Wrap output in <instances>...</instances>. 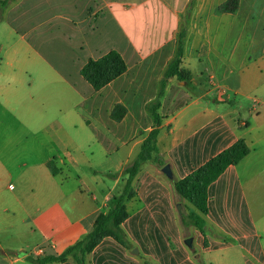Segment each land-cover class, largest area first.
<instances>
[{"label":"crops","instance_id":"crops-1","mask_svg":"<svg viewBox=\"0 0 264 264\" xmlns=\"http://www.w3.org/2000/svg\"><path fill=\"white\" fill-rule=\"evenodd\" d=\"M189 1L14 6L24 30L22 56L7 57V71L0 72V264L61 254L120 194L121 173L139 150L136 136L153 128L145 106L174 55ZM228 1L194 0L181 64L197 94L172 80L161 100L157 146L172 179L142 163L121 224L132 249L107 237L87 264H264V0L220 10ZM110 51L126 71L95 91L80 70ZM116 106L125 110L119 120L112 118ZM238 140L249 153L208 186L205 235L182 227L176 206L187 213L189 204L177 197L173 181Z\"/></svg>","mask_w":264,"mask_h":264},{"label":"trees","instance_id":"trees-1","mask_svg":"<svg viewBox=\"0 0 264 264\" xmlns=\"http://www.w3.org/2000/svg\"><path fill=\"white\" fill-rule=\"evenodd\" d=\"M14 0H0V8H5ZM194 0H190L184 13L180 16L176 32V46L172 59L165 67L158 83V91L155 99L145 106V110L152 120L153 128L148 133L139 132L136 136L141 139L139 150L134 160L126 166L121 176L123 188L115 196L111 204L101 212L93 222L92 230L81 240L68 247L59 255H46L43 257H27L31 264H52L64 262L71 258L75 264H87L86 258L92 250L104 239L110 237L126 249H132V245L121 228V224L129 216L127 203L135 198L133 182L139 173L142 163L152 162L158 168L165 166V161L159 154L157 137L162 125L159 114L161 100L168 84L174 80L192 94H197L189 72L182 67L184 42L188 31V21ZM238 0H229L220 10L234 12L237 9ZM126 64L121 56L110 51L97 60H89L80 70L81 77L97 91L113 81L126 71ZM125 110L116 106L112 112V118L119 120ZM249 148L243 140L236 141L233 145L214 156L199 168L195 169L181 180L173 181V190L177 197L187 202L193 209L187 213H181L180 223L184 227H193L203 236L205 235V221L203 217L207 213V188L228 167L237 165L247 154ZM52 174L56 173L52 163L48 164ZM206 246V242H204ZM142 264H149L143 261Z\"/></svg>","mask_w":264,"mask_h":264},{"label":"rangeland","instance_id":"rangeland-1","mask_svg":"<svg viewBox=\"0 0 264 264\" xmlns=\"http://www.w3.org/2000/svg\"><path fill=\"white\" fill-rule=\"evenodd\" d=\"M21 1L22 0H16L9 7L0 8V72L2 73L7 71V67L5 65L7 57L10 56L12 58L20 59L22 56L19 52V45L21 42L20 33L24 30L23 18L20 16V12L13 11L14 6ZM84 172L87 176H90L91 170H89L88 167H84ZM98 176L100 179L104 178L103 180H105V182H109V179H106L104 175ZM120 189L121 187H118V190ZM191 209L193 208L188 205L187 212ZM176 211L178 212L177 206ZM182 212L183 210L180 209V214ZM192 249L195 250V253L197 254V249L194 245Z\"/></svg>","mask_w":264,"mask_h":264},{"label":"water","instance_id":"water-1","mask_svg":"<svg viewBox=\"0 0 264 264\" xmlns=\"http://www.w3.org/2000/svg\"><path fill=\"white\" fill-rule=\"evenodd\" d=\"M161 172L165 175L166 178H168L169 180L172 179V172H171V169L168 165H165L161 168ZM177 209H178V212L180 213V209H181V206L180 205H177ZM192 239L191 238H186L184 240V244L189 248L191 249L192 248ZM134 254H137V250H134L133 251Z\"/></svg>","mask_w":264,"mask_h":264}]
</instances>
